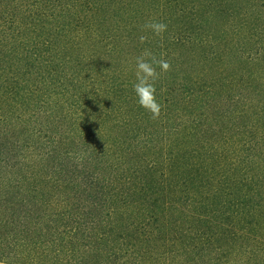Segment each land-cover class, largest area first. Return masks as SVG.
<instances>
[{
    "label": "trees",
    "instance_id": "16d2710c",
    "mask_svg": "<svg viewBox=\"0 0 264 264\" xmlns=\"http://www.w3.org/2000/svg\"><path fill=\"white\" fill-rule=\"evenodd\" d=\"M0 264H264V0H0Z\"/></svg>",
    "mask_w": 264,
    "mask_h": 264
},
{
    "label": "clouds",
    "instance_id": "9594fccd",
    "mask_svg": "<svg viewBox=\"0 0 264 264\" xmlns=\"http://www.w3.org/2000/svg\"><path fill=\"white\" fill-rule=\"evenodd\" d=\"M145 28L156 36H161L167 31V25L160 21L147 22ZM145 40V36L140 37L141 43ZM154 65H158L164 72L170 69L168 61L164 59L157 60L147 49H145L141 56L136 57V82L132 87L137 103L155 117L160 113V104L156 96V87L154 84V81L158 77Z\"/></svg>",
    "mask_w": 264,
    "mask_h": 264
}]
</instances>
